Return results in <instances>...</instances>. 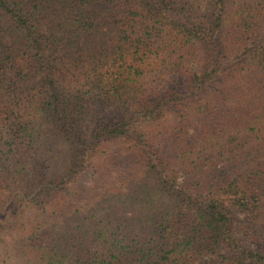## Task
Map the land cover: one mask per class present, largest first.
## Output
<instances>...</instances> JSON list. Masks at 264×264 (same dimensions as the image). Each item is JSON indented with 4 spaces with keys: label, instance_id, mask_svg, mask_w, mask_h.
Wrapping results in <instances>:
<instances>
[{
    "label": "trees",
    "instance_id": "trees-1",
    "mask_svg": "<svg viewBox=\"0 0 264 264\" xmlns=\"http://www.w3.org/2000/svg\"><path fill=\"white\" fill-rule=\"evenodd\" d=\"M0 264H264V0H0Z\"/></svg>",
    "mask_w": 264,
    "mask_h": 264
},
{
    "label": "rangeland",
    "instance_id": "rangeland-1",
    "mask_svg": "<svg viewBox=\"0 0 264 264\" xmlns=\"http://www.w3.org/2000/svg\"><path fill=\"white\" fill-rule=\"evenodd\" d=\"M79 48L84 49L85 46L82 42L79 43ZM233 226L235 227V236L240 245L247 248L261 247V243L257 239V233L250 224L249 216L246 214H236Z\"/></svg>",
    "mask_w": 264,
    "mask_h": 264
}]
</instances>
